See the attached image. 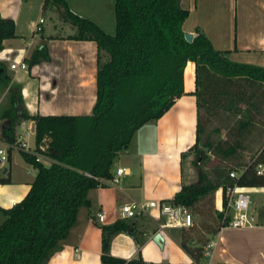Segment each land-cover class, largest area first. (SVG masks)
I'll use <instances>...</instances> for the list:
<instances>
[{"label": "trees", "instance_id": "16d2710c", "mask_svg": "<svg viewBox=\"0 0 264 264\" xmlns=\"http://www.w3.org/2000/svg\"><path fill=\"white\" fill-rule=\"evenodd\" d=\"M50 4L75 27L71 37L96 41V99L89 114H29L21 86L0 63V92L6 89L0 105L3 138L16 139L19 119H32L36 150L52 158L45 164L21 151L36 174L22 199L0 207V264L49 263L80 207H89L88 190L103 184L97 177L111 178L114 158L137 128L160 117L184 93L189 60L195 64L197 122L195 141L182 155H194L198 178L183 182L170 201L198 215L192 225L180 227L179 244L192 259L203 260L204 248L224 223L216 191L222 189L225 205L227 185L264 184V167L258 170L264 166V65L230 59L200 29L187 40L182 25L189 8L182 0H114L112 33L72 11L66 0H43V7ZM16 35L14 20L0 14V47ZM45 58L47 50L40 47L28 61ZM231 171L237 174L230 176ZM9 181V173L0 176V182ZM121 231L141 241L132 218L101 225L104 264H155L112 255L111 238Z\"/></svg>", "mask_w": 264, "mask_h": 264}, {"label": "crops", "instance_id": "0c3cea01", "mask_svg": "<svg viewBox=\"0 0 264 264\" xmlns=\"http://www.w3.org/2000/svg\"><path fill=\"white\" fill-rule=\"evenodd\" d=\"M66 2L75 13L92 19L107 32H114V0ZM182 4L189 8L182 25L185 32L194 33L200 29L216 49L226 50L230 59L264 65V0H182ZM106 5L111 10V20L100 14ZM111 13L107 16L111 17ZM0 14L14 20L17 34L3 39L0 63L12 81L21 86L28 113H91L96 99V41L71 37L75 27L53 18L49 6L43 7V0H0ZM40 18L43 21L40 22ZM40 47L46 48L48 58L29 64L30 54ZM21 61L27 68L10 66ZM183 88L184 93L175 98L169 109L137 128L127 148L116 155L112 173L117 167H125L118 183H103L88 190L89 207H85L83 214L78 212L76 224L48 264H104L101 225L120 217L121 204L132 199L170 200L179 190L185 182L183 160L186 157L182 153L195 141L197 122L193 93L195 64L191 60L183 70ZM5 92L6 89L0 92V105L5 103ZM2 125L0 118L1 141L4 139ZM15 133L16 139L33 145L34 120H20ZM7 173L10 181L0 182V207L5 208L23 198L36 168L25 160L20 150L9 148L7 160L0 161V176ZM246 188L250 194L253 223L243 227L221 226L209 241L214 262L264 264V184ZM217 194L222 205L217 203ZM222 201L219 188L214 197L218 210L223 206ZM100 209L105 211L101 222L95 216ZM2 218L0 212V220ZM132 220L141 241L128 232H118L111 238L109 251L112 255L126 260L141 257L155 264L192 262V257L179 244L180 227L164 225L165 216L157 209ZM158 232L163 238L161 243L154 240Z\"/></svg>", "mask_w": 264, "mask_h": 264}, {"label": "built area", "instance_id": "2783aa9c", "mask_svg": "<svg viewBox=\"0 0 264 264\" xmlns=\"http://www.w3.org/2000/svg\"><path fill=\"white\" fill-rule=\"evenodd\" d=\"M43 21L40 18V22ZM37 29L39 27L37 26ZM19 65L21 68H27L25 62L11 63L10 66L15 68ZM16 149L20 151H25L35 155V159L44 162L45 160L52 161V158L36 150L35 143L33 145L29 144L27 141L14 139L12 141H7L3 139L0 140V161H6L8 158V149ZM41 150H45L46 146L43 144L39 145ZM258 170H263V165H258ZM125 171V167H117L114 175L111 178H99V181L106 184H116L120 180V175ZM237 173L235 171L230 172V176H235ZM226 194V204L220 209L222 211V221L223 226L231 227H243L248 226L253 223V216L250 213V194L246 186L233 183L229 184L225 188ZM16 203V202H14ZM152 209H157L159 214L165 216L164 225L171 227H187L193 224V216L190 208L183 204H175L170 200H137L132 199L130 201L121 204L119 209V215L121 218H134L137 216H142L149 214ZM98 221H103L105 217V211L100 209L95 214ZM162 224V225H163ZM76 254L77 249L75 250ZM212 251L211 244L208 243L203 250V260L192 259L193 264H225L214 262L211 259Z\"/></svg>", "mask_w": 264, "mask_h": 264}, {"label": "rangeland", "instance_id": "374dc122", "mask_svg": "<svg viewBox=\"0 0 264 264\" xmlns=\"http://www.w3.org/2000/svg\"><path fill=\"white\" fill-rule=\"evenodd\" d=\"M112 7L114 8V3L112 5ZM112 7H111V9H112ZM112 10H114V9H112ZM49 12H51L53 18H56L57 20L61 21L62 24H66L65 22H63L66 20H63L58 9L54 5H52V4L49 5ZM108 12L111 13V10L109 11L108 6L106 5L105 8L100 12V14L102 15V18H106L107 20H109V19L111 20L112 13H111V17H109V16H107ZM113 17H114V15H113ZM67 24H70V23L67 21ZM113 31H114V29H113ZM30 141H32V140H30ZM189 154H190V156L189 157L184 156L186 158L183 160V180L187 183H192V182H195L198 178L197 177L198 176V168L195 166V163L192 161L194 158V155L192 153H189ZM44 163L49 164V161L45 160ZM216 199H217V203L220 202V205H222L221 201H219V194H217ZM84 210H85V206L82 207L79 212L81 214H83ZM191 212H192V216H193V221L195 222V220L198 218V215L196 213H194L192 210H191Z\"/></svg>", "mask_w": 264, "mask_h": 264}, {"label": "water", "instance_id": "95a60500", "mask_svg": "<svg viewBox=\"0 0 264 264\" xmlns=\"http://www.w3.org/2000/svg\"><path fill=\"white\" fill-rule=\"evenodd\" d=\"M192 37H193V33H192V32H185V38H186L187 40L190 41V40L192 39ZM19 120H21V119H19ZM162 239H163V238H162L160 232H158V233L155 234V236H154V240H155L157 243H161V240H162Z\"/></svg>", "mask_w": 264, "mask_h": 264}]
</instances>
